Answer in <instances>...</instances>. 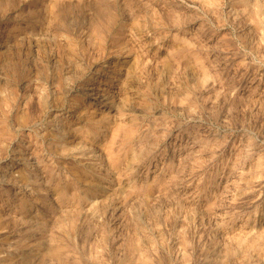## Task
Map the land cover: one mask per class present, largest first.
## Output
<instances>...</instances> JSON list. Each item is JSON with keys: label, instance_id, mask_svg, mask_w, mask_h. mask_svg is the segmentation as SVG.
Returning a JSON list of instances; mask_svg holds the SVG:
<instances>
[{"label": "rangeland", "instance_id": "1", "mask_svg": "<svg viewBox=\"0 0 264 264\" xmlns=\"http://www.w3.org/2000/svg\"><path fill=\"white\" fill-rule=\"evenodd\" d=\"M0 2H2L0 3V30L5 35L12 31H37L41 36H46L48 33L46 37L52 38L47 42V47L53 49L56 55L55 59L61 54L62 49L61 40L56 41L53 36L60 38L66 34L69 35L71 42H75L79 49L84 51L86 65L96 59V66L103 69L116 60L117 55L115 54H118L120 59L137 58L134 62L136 64L134 73L129 77L125 86L127 89L119 90L120 85H117L119 79L115 77L107 79L109 81H105L102 89L105 94L106 92H109V95L115 94L114 100L109 103L110 110L107 116L113 129L103 133L98 146L100 148L96 147L95 143L98 153L93 155L92 159L100 156L98 159L100 164L107 163L108 168L115 171L111 176L112 184L115 182L113 190L98 199L93 195L89 197L90 199L86 198L76 202V208L73 203H71L73 206H67L66 201L55 200V208H58L57 214L55 213V216L47 223L51 227L46 229L43 227V232L36 231V233H34L35 230L30 229L28 233H30L31 242L35 238H40L42 233L45 239H48V236L58 235L66 241L64 251L61 259L47 254L42 261H36V264H121L135 253L131 247L132 243L138 244L141 252L147 254L154 264H218V262L219 264H264V255H262L264 254V0H1ZM125 3L132 6L131 11L134 15L132 22L137 27H132V34L126 35L120 45L109 47L104 52L94 44L88 45L81 42V31H91L92 26L89 22L94 24L93 31L97 30L99 37L104 35L107 37L109 33L105 27L108 25L110 16L116 14L115 16H119L122 20L125 16L128 17ZM155 9L157 10L155 11ZM156 13L157 18L155 17ZM9 37L11 40V36ZM183 37L189 42H187V55L173 52L174 49L183 45ZM10 42L12 46L13 41ZM111 49L115 53L111 52ZM75 54L77 57L78 53L75 52ZM109 54L110 58L105 60L104 57ZM196 57L202 60L203 65L199 64ZM51 67L45 66L41 69L40 75L43 80L51 69L61 68L58 62H52ZM84 68L83 70H86V66ZM78 72V75L82 73V71ZM2 76L13 85L26 79L23 74L20 77L14 69H6ZM4 88L7 87L4 86ZM23 89L29 92V87L25 86ZM44 90L42 85L41 91ZM156 90L158 91L156 92ZM23 99L26 100V96ZM103 105L104 102L97 107L101 106L102 108ZM34 112L35 109H33ZM64 113L65 109H62L55 113L54 117L60 118ZM169 122L170 124H168ZM52 125L57 136L61 138L63 132L58 129L57 124ZM46 127H49V123L41 122L37 131L40 130L38 132L43 133L46 131ZM25 131L27 138L32 137L30 146L36 143L38 148H42L45 143L47 147L55 143L56 137L52 136L51 138L50 136L47 137L45 143L42 141V145L39 133L30 128ZM91 134H96L98 140L97 132ZM99 135L101 134L99 133ZM159 137L161 138L159 139ZM22 139L11 141L5 152H14L20 148V145H23L26 151L28 143L24 144V139ZM79 151L87 152L88 148L81 146ZM43 152L45 153L46 150ZM88 154L90 158V153ZM51 157L49 159L53 162L55 156ZM65 159V161L71 160L68 155ZM112 159L113 162L114 159L117 160L118 165L112 163ZM54 165H56L55 162ZM57 172L56 167L54 173ZM257 174L261 176L258 177ZM3 175L5 176L2 179L6 182L8 176L6 173H3L2 177ZM212 180L213 182H211ZM109 183L107 182L106 185ZM28 190L29 186L23 190L19 188L17 194L19 192V194L26 193ZM241 190L243 194L240 192ZM5 191H9V189H5ZM257 195H259L258 198ZM135 203H138L137 207ZM13 207L5 218L18 221L20 227L28 225L27 221H23L15 204ZM40 207H34L36 215L40 212ZM106 207L108 208L106 209ZM115 209H119V211ZM80 211H88L87 217L85 218V214H82L83 218H81ZM191 215L193 216L191 217ZM63 217L72 219V225L66 224L61 229L58 223L53 224L54 221ZM230 217L233 218L230 219ZM251 225L253 226L251 227ZM109 227L111 230H108ZM15 231H17V227H15ZM239 232L241 233L239 234ZM253 237L257 238L253 239ZM10 243L6 242L5 246L12 247L13 244ZM231 247L233 249H230ZM244 247L245 250H243ZM218 248H220L219 251ZM210 249L212 252L209 251ZM220 254L224 255L220 256ZM245 256L246 258H244ZM241 257L246 259L242 258L246 262L241 261ZM214 258L215 260H213Z\"/></svg>", "mask_w": 264, "mask_h": 264}, {"label": "bare ground", "instance_id": "2", "mask_svg": "<svg viewBox=\"0 0 264 264\" xmlns=\"http://www.w3.org/2000/svg\"><path fill=\"white\" fill-rule=\"evenodd\" d=\"M1 1V0H0ZM9 1V0H8ZM183 1V0H182ZM133 2V1H132ZM135 2V1H134ZM2 3V2H0ZM180 3V2H179ZM4 4V3H3ZM6 4V3H5ZM74 4V3H73ZM182 4V3H181ZM126 5V3L124 4ZM134 5V4H133ZM157 5V4H156ZM67 6V5H66ZM145 7V6H144ZM49 8V7H48ZM61 8V7H60ZM80 8V7H79ZM155 8V7H154ZM8 9V8H7ZM63 9V8H62ZM69 9V8H67ZM66 9V10H67ZM125 9L128 10V17L125 16L122 20L119 16H110L108 19V25L105 29L109 35L107 37H99V32L93 31L94 24L89 22L92 26L91 31H81V42L83 44H94L103 49L104 52L109 47L120 45L124 41V37L129 33L132 34V27L135 28L132 20L134 18L131 5H126ZM136 9V8H135ZM160 9V8H159ZM157 9H155L156 11ZM241 10V9H240ZM257 10V9H256ZM26 11V10H25ZM56 11V10H55ZM69 11V10H68ZM83 11V10H82ZM81 11V12H82ZM87 11V10H86ZM109 11V10H108ZM160 11V10H159ZM28 12V11H27ZM26 12V13H27ZM43 12V10H42ZM67 12V11H66ZM84 12V11H83ZM88 12V11H87ZM125 12V11H124ZM147 12V11H146ZM148 13V12H147ZM146 13V14H147ZM55 14V13H54ZM68 14V13H67ZM81 14V13H80ZM88 14V13H87ZM86 14V15H87ZM109 14V13H108ZM121 14V13H120ZM154 14V12H153ZM193 14V12H192ZM207 14V13H206ZM46 15V14H45ZM56 15V14H55ZM149 15V14H147ZM70 16V15H68ZM82 17V16H81ZM127 17V18H126ZM149 17V16H148ZM157 18V13L155 14ZM160 17V16H159ZM162 17V16H161ZM74 18V17H73ZM89 18V17H88ZM146 18V17H145ZM152 18V17H151ZM195 18H197L195 16ZM199 18V17H198ZM201 18V17H200ZM35 19V18H34ZM42 19V18H41ZM69 19V18H68ZM72 19V18H70ZM84 19V18H83ZM82 19V20H83ZM138 19V18H137ZM142 19V18H141ZM147 19V18H146ZM149 20V19H148ZM35 21V20H34ZM41 21V20H40ZM49 21V20H48ZM81 21V20H80ZM79 21V22H80ZM155 21V19H154ZM162 21V20H161ZM77 22V21H75ZM145 22V21H144ZM85 23V22H84ZM88 23V22H87ZM159 23V22H157ZM47 24V23H46ZM181 24V23H179ZM184 24V23H183ZM191 24V23H190ZM146 25V24H144ZM148 25V24H147ZM157 25V24H156ZM187 25V24H186ZM189 25V24H188ZM194 25V24H193ZM67 26V25H66ZM77 26V25H76ZM159 26V25H158ZM56 27V26H55ZM54 27V28H55ZM78 27V26H77ZM167 27V26H165ZM170 27V26H169ZM186 27V26H184ZM104 28V27H103ZM179 28V27H178ZM255 28V27H254ZM263 28V27H262ZM166 29V28H165ZM181 29V28H180ZM48 30V29H46ZM52 30V29H51ZM85 30V29H84ZM68 31V30H66ZM70 31V30H69ZM262 31V30H261ZM71 32V31H70ZM79 32V31H78ZM164 32V31H163ZM190 32V31H188ZM52 33V32H51ZM61 34V32H59ZM66 33V32H65ZM72 33V32H71ZM248 33V32H247ZM246 33V34H247ZM74 34V33H73ZM102 34V33H101ZM221 34V33H220ZM48 35V33H47ZM46 35V36H47ZM78 35V34H77ZM13 44L11 46V40ZM41 36L37 31H12L5 35L0 30V264H36V261H42L43 258L49 254L57 259H61L64 251L66 241L62 240L60 236H53L45 239L42 233L39 237L32 241L28 233L29 230H35L41 232L43 227L50 228L48 225L52 217L55 216L56 209L54 201L61 200L66 201L67 206L75 205L76 202L82 201L93 195L98 199L104 197L113 190V183L111 176L115 171H112L107 166V163L100 164L97 158H93V155H97L98 147L101 143V138L105 131L113 129L108 120L109 115V103L114 100V95H109V92H102L103 84L105 81H109L112 77L118 78L117 85L119 90L127 89L126 83L129 77L134 73V62L137 58L120 59L118 54L116 60H113L107 67H97V60L94 59L92 63L85 64V53L82 52L75 42H71L69 35L64 37L53 38L57 41L61 40V54L55 59V53L52 48H48V41L52 38ZM52 36V35H51ZM79 36V35H78ZM137 36V34H136ZM166 36V35H165ZM134 37V36H133ZM135 38V37H134ZM162 38V37H161ZM77 39V38H74ZM157 39V38H156ZM167 39V38H166ZM183 39V45L173 50V52L180 53L182 55L188 54L187 39ZM250 39V38H249ZM140 40V39H139ZM147 40V39H146ZM74 41V40H73ZM158 41V40H157ZM180 41V40H179ZM247 41V39H246ZM53 42V41H52ZM80 42V41H79ZM130 42V41H129ZM166 42V41H165ZM142 43V42H141ZM159 43V42H158ZM189 43V42H188ZM52 44V43H51ZM145 44V42H144ZM132 45V44H131ZM139 45V44H136ZM155 45V44H154ZM54 46V45H53ZM124 46V45H123ZM135 46V45H134ZM245 46V45H244ZM118 47V46H117ZM130 47V46H129ZM128 47V49H129ZM156 47V46H155ZM91 48V47H90ZM120 48V47H119ZM131 48V47H130ZM134 48V47H133ZM132 48V49H133ZM140 48V47H139ZM249 48V47H248ZM82 49V48H81ZM125 49V47H124ZM127 49V50H128ZM126 50V49H125ZM140 50V49H139ZM145 50V49H144ZM114 50L111 49V52ZM120 51V50H118ZM77 52V57L75 56ZM90 52V51H89ZM98 52V51H97ZM126 52V51H125ZM94 53V52H93ZM115 53V52H113ZM119 53V52H118ZM142 53V52H141ZM140 53V54H141ZM252 53V52H251ZM256 53V52H255ZM88 54V53H87ZM92 54V53H91ZM90 54V55H91ZM122 54V53H121ZM94 55V54H93ZM135 55V54H134ZM139 55V53H138ZM89 56V55H88ZM87 56V57H88ZM104 56V55H103ZM102 56V57H103ZM110 54L104 57L105 60L110 58ZM123 56V55H122ZM143 56V55H142ZM150 56V55H149ZM86 57V58H87ZM88 59V58H87ZM199 64H202V60L196 57ZM92 60V59H91ZM167 61V60H166ZM170 61V60H169ZM59 63V69H51L48 75L42 79L40 73L41 69L51 67V63ZM89 62V61H88ZM99 62V61H98ZM152 62V61H151ZM223 62V61H222ZM106 63V62H105ZM176 63V62H175ZM104 64V63H103ZM138 64V63H137ZM141 64V63H140ZM166 64V63H165ZM156 65V64H155ZM159 65V64H158ZM161 65V64H160ZM168 65V64H167ZM203 65V64H202ZM219 65V64H218ZM86 66V70L83 68ZM170 66V64H169ZM173 66V65H172ZM187 66V65H186ZM149 67V66H148ZM162 67V65L160 66ZM165 67V66H164ZM163 67V68H164ZM52 68V67H51ZM141 69V66L139 67ZM146 68V67H145ZM171 68V67H170ZM178 68V67H177ZM187 68V67H186ZM6 69H14L21 77L24 75V80L21 83L8 81L7 78L2 76ZM50 69V68H49ZM85 69V68H84ZM148 69V68H146ZM185 69V68H184ZM190 69V68H189ZM192 69V68H191ZM161 70V69H160ZM174 70V69H173ZM195 70V69H194ZM211 70V69H210ZM82 71L79 75L77 72ZM162 71V70H161ZM190 71V70H189ZM193 71V70H192ZM8 72V71H7ZM14 72V71H13ZM44 72V70H43ZM78 72V73H79ZM9 73V72H8ZM170 73V72H169ZM194 73V72H192ZM206 73V72H205ZM11 74V72H10ZM166 74V73H165ZM12 75V74H11ZM145 75V74H144ZM208 75V74H207ZM206 75V76H207ZM122 76V77H121ZM195 76V75H194ZM139 77V76H138ZM145 77V76H144ZM167 77V76H166ZM169 77V76H168ZM177 77V76H176ZM10 78V77H9ZM160 78V77H159ZM182 78V77H181ZM14 79V78H12ZM17 79V78H16ZM138 79V78H136ZM144 79V78H143ZM148 79V78H147ZM167 79V78H166ZM185 79V78H184ZM195 79V78H194ZM197 79V77H196ZM203 79V78H202ZM205 79V78H204ZM11 80V79H10ZM140 80V79H139ZM186 80V79H185ZM210 80V79H209ZM17 81V80H16ZM36 81V82H35ZM133 81V80H132ZM131 81V82H132ZM143 81V80H142ZM162 81V80H160ZM182 81V80H181ZM192 81V80H191ZM10 82V83H9ZM20 82V81H19ZM134 82V81H133ZM208 82V81H207ZM142 83V82H141ZM140 83V84H141ZM154 83V82H153ZM18 84V85H17ZM137 84V82H136ZM143 84V83H142ZM141 84V85H142ZM155 84V83H154ZM199 84V82H198ZM17 85V86H16ZM45 88L41 91V87ZM146 85V84H145ZM165 85V83H164ZM193 85V84H192ZM191 85V86H192ZM201 85V84H200ZM7 87V88H4ZM20 86V87H19ZM29 87V92L24 87ZM106 86V85H105ZM140 86V85H139ZM148 86V85H147ZM195 86V85H194ZM134 87V86H133ZM141 87V86H140ZM158 87V86H157ZM174 87V86H173ZM143 88V87H142ZM148 88V87H147ZM170 88V87H169ZM198 88V87H197ZM131 89V88H130ZM139 89V88H137ZM158 89V88H157ZM173 89V88H172ZM193 89V88H192ZM191 89V90H192ZM112 90V88H111ZM147 90V89H146ZM162 90V89H161ZM240 90V89H239ZM138 91V90H137ZM148 91V90H147ZM146 91V92H147ZM153 91V90H152ZM158 90H156L157 92ZM168 91V90H166ZM130 92V91H129ZM155 92V91H153ZM152 92V94H153ZM162 92V91H161ZM173 92V91H172ZM117 93V92H116ZM143 93V92H142ZM165 93V92H163ZM174 93V92H173ZM185 93V92H184ZM196 93V92H195ZM131 94V93H130ZM167 94V93H166ZM183 96V91H182ZM187 94V93H186ZM189 94V93H188ZM129 95V94H128ZM157 95V94H156ZM196 95V94H195ZM24 100L23 98H25ZM137 96V95H135ZM181 96V97H182ZM149 97V96H148ZM197 97V96H195ZM168 99V98H167ZM166 100V99H165ZM164 100V101H165ZM123 101V100H122ZM197 101V100H196ZM104 105L98 106L100 103ZM120 102V101H119ZM133 102V101H132ZM161 102V101H160ZM179 102V101H178ZM126 103V102H125ZM162 103V102H161ZM173 103V102H172ZM117 104V103H116ZM120 104V103H118ZM122 104V103H121ZM163 104V103H162ZM112 105V104H111ZM135 105V104H134ZM139 105V104H138ZM153 105V104H152ZM185 105V104H184ZM156 106V105H155ZM175 106V105H173ZM202 106V105H201ZM172 107V106H170ZM177 107V106H176ZM186 107V106H185ZM118 108V107H117ZM122 108V107H121ZM120 108V109H121ZM132 108V106H131ZM156 108V107H155ZM167 108V107H166ZM33 109L35 112L33 113ZM65 109V113L60 118L54 117L55 113ZM135 110V109H133ZM154 110V109H153ZM171 110V109H170ZM174 110V109H173ZM176 110V109H175ZM174 110V111H175ZM126 111V110H125ZM138 111V110H137ZM143 111V110H142ZM141 111V113H142ZM158 111V110H157ZM188 111V110H187ZM156 112V111H155ZM172 112V111H171ZM181 112V110H180ZM183 112V111H182ZM128 113V112H127ZM130 113V112H129ZM158 113V112H157ZM204 113V112H203ZM145 114V113H144ZM147 114V113H146ZM149 114V113H148ZM177 114V113H176ZM190 114V113H189ZM199 114V112H198ZM60 115V114H59ZM113 115V114H112ZM135 115V114H134ZM193 115V114H192ZM116 116V115H115ZM122 116V115H121ZM133 116V115H131ZM161 116V115H159ZM186 117V115H184ZM201 116V114H200ZM204 116V115H203ZM206 116V115H205ZM136 117V116H135ZM182 117V116H181ZM122 118V117H121ZM114 119V118H113ZM126 120V119H125ZM130 120V119H129ZM185 120V119H184ZM188 120V119H187ZM140 121V120H139ZM197 121V120H196ZM41 122L49 123V127H46V131L39 133L37 127ZM124 122V121H123ZM178 122V121H177ZM176 122V123H177ZM188 122V121H187ZM165 123V122H163ZM175 123V122H174ZM186 123V122H184ZM57 124L58 129L63 132V136H57V133L53 130V125ZM124 124V123H123ZM129 124V123H128ZM158 124V123H157ZM170 124V122L168 123ZM131 125V124H130ZM205 125V124H204ZM215 125V124H214ZM110 128H109V127ZM115 126V124H114ZM172 126V125H171ZM210 126V125H209ZM219 126V125H218ZM100 127V128H99ZM177 127V126H176ZM181 127H183L181 125ZM33 129L41 138V142H46L47 137L55 136V143L47 147L38 148L36 143L30 146L32 137L27 138L25 134L26 129ZM154 128V127H153ZM163 128V127H162ZM40 129V128H39ZM169 129V128H167ZM175 129V128H174ZM204 129V128H202ZM44 130V129H43ZM214 130V129H213ZM137 131V130H136ZM171 131V130H170ZM176 131V130H175ZM188 131V130H187ZM200 131V130H199ZM206 131V130H205ZM98 134V140L96 134ZM113 132V131H111ZM159 133V131H156ZM161 132V131H160ZM213 132V131H212ZM29 133V132H28ZM99 133L101 135H99ZM153 133V132H152ZM199 133V132H198ZM201 133V132H200ZM150 134V133H149ZM176 134V133H175ZM202 134V133H201ZM188 135V133H187ZM34 136V135H33ZM111 136V135H110ZM127 136V135H126ZM135 136V135H134ZM149 136V135H146ZM176 136V135H175ZM184 136V135H183ZM123 137V136H122ZM143 137V136H142ZM23 138L24 144L27 142L28 146L25 151L23 145L14 152H5L8 150L11 141L14 139ZM105 138V137H104ZM161 137H159L160 139ZM166 138V137H165ZM174 138V137H173ZM108 139V138H106ZM153 139V138H152ZM180 139V138H179ZM191 139V138H190ZM38 141V139L36 138ZM52 140V139H50ZM117 140V139H116ZM151 140V139H149ZM216 140V139H215ZM109 141V140H108ZM154 141V140H153ZM159 141V140H157ZM163 141V140H162ZM161 141V142H162ZM165 141V139H164ZM167 141V140H166ZM177 141V140H176ZM192 141V140H191ZM218 141V140H217ZM239 141V140H238ZM14 142V141H13ZM12 142V143H13ZM20 142V141H19ZM116 142V141H115ZM128 142V141H127ZM126 142V143H127ZM144 142V141H143ZM160 142V141H159ZM136 143V142H135ZM140 143V142H139ZM148 143V142H147ZM150 143V142H149ZM153 143V142H152ZM190 143V141H189ZM105 144V143H104ZM108 144V142H107ZM116 144V143H115ZM244 144V143H243ZM16 145V144H15ZM43 145V142H42ZM87 145V146H86ZM202 145V144H201ZM81 146L87 147L88 151H79ZM109 146V145H108ZM149 146V145H148ZM168 146V145H167ZM15 147V146H14ZM17 147V146H16ZM19 147V146H18ZM24 149H23V148ZM40 147V146H39ZM120 147V146H119ZM152 147V145H151ZM154 147V146H153ZM159 147V146H158ZM100 148V147H98ZM103 148V147H102ZM105 148V147H104ZM156 148V147H155ZM76 149V150H75ZM149 149V147H148ZM151 149V148H150ZM154 149V148H153ZM43 150L46 152L44 153ZM82 150V149H81ZM100 150V149H99ZM103 150V149H102ZM140 150V149H139ZM144 150V149H143ZM167 150V149H166ZM178 150V149H177ZM183 150V149H182ZM185 151V150H184ZM193 151V150H192ZM208 151V150H207ZM249 151V150H248ZM133 152V151H132ZM137 152V150H136ZM135 152V153H136ZM146 152V151H145ZM149 152V151H148ZM182 152V151H181ZM90 153V158L89 154ZM142 153H144L142 151ZM140 153V156L141 154ZM167 153V152H166ZM184 153V152H183ZM200 153V152H199ZM202 153V152H201ZM208 153V152H207ZM101 154V153H100ZM132 154V153H131ZM243 154H245L243 152ZM68 155L71 160L65 161V157ZM85 155H87L85 157ZM136 155V154H135ZM146 155V154H145ZM207 155V154H206ZM209 155V154H208ZM247 155V154H246ZM259 155V154H258ZM262 155V154H261ZM55 156L54 161L51 162L50 157ZM51 157V158H52ZM104 157V156H103ZM130 157V156H129ZM142 157V156H141ZM221 157V156H220ZM262 157V156H261ZM260 157V159H261ZM107 158V157H106ZM143 158V157H142ZM199 158V157H198ZM140 159V158H139ZM156 159V158H155ZM258 159V160H260ZM129 160V158H128ZM157 160V159H156ZM212 160V159H211ZM210 160V161H211ZM231 161V159H228ZM256 160V159H255ZM135 161V160H133ZM162 161V160H161ZM244 161V160H243ZM261 161V160H260ZM54 162L56 165H54ZM141 162V161H140ZM144 162V161H143ZM220 162V161H219ZM257 162V161H255ZM262 162V161H261ZM112 163L118 165V161L112 159ZM178 163V162H177ZM192 163V162H191ZM245 163V162H243ZM129 164V163H128ZM130 165V164H129ZM128 165V166H129ZM163 165V164H161ZM177 165V164H176ZM196 165V164H195ZM194 165V166H195ZM263 165V163H262ZM259 165V166H262ZM127 166V165H126ZM157 166V165H156ZM245 166V165H244ZM258 166V167H259ZM58 169L57 173H54V169ZM158 167V166H157ZM202 167V166H201ZM263 167V166H262ZM162 168V167H161ZM183 168V167H182ZM192 168V167H191ZM252 168H254L252 166ZM251 168V169H252ZM260 168V167H259ZM264 168V167H263ZM181 169V168H180ZM189 169V168H188ZM256 169V168H255ZM247 170V168H246ZM254 170V169H253ZM263 170V169H262ZM195 171V170H194ZM252 171V170H251ZM260 171V170H259ZM101 175L99 176V174ZM187 172V170H186ZM196 172V171H195ZM250 172V170H249ZM6 173L8 178L6 182L3 181ZM108 173V174H107ZM176 173V172H175ZM55 174V175H54ZM122 174V173H121ZM141 174V173H140ZM139 174V175H140ZM234 174V173H233ZM248 174V173H247ZM242 175V174H241ZM260 175V174H259ZM263 175V174H262ZM144 176V175H143ZM182 176V175H181ZM248 176V175H247ZM258 176V174H257ZM261 176V175H260ZM258 176V177H260ZM180 177V176H179ZM198 177V176H197ZM245 177V176H244ZM249 177V176H248ZM40 178V179H38ZM125 178V177H124ZM183 178V177H182ZM191 178V177H190ZM235 178V177H234ZM254 178V177H253ZM106 179V180H104ZM195 179V178H194ZM217 179V178H216ZM230 179V178H229ZM228 179V180H229ZM250 179V178H249ZM259 179V178H258ZM181 180V179H180ZM192 180V179H191ZM200 180V179H199ZM198 180V181H199ZM147 181V180H146ZM179 181V180H178ZM190 181V180H189ZM194 181V180H193ZM197 181V182H198ZM253 181V180H252ZM257 180L255 179V182ZM107 182H110L106 185ZM136 182V181H135ZM174 182V181H173ZM213 182V180L211 181ZM249 182V181H248ZM254 182V181H253ZM176 183V182H175ZM180 183V182H178ZM183 183V182H182ZM188 183V182H187ZM199 183V182H198ZM221 183V182H220ZM186 184V182H185ZM233 184V183H232ZM261 184V183H260ZM256 185V184H254ZM29 186V190L26 193L17 194L18 189H26ZM108 186V187H106ZM190 186V185H189ZM235 186V185H234ZM233 186V187H234ZM243 186V185H242ZM253 186V185H252ZM172 187V185H171ZM170 187V188H171ZM254 187V186H253ZM257 187V186H255ZM173 188V187H172ZM179 188V187H178ZM236 188V187H235ZM251 188V187H249ZM9 189V191H5ZM191 189V188H190ZM189 189V190H190ZM115 190V189H114ZM122 190V189H121ZM173 190V189H172ZM245 190V189H244ZM248 190V189H247ZM118 191V190H117ZM209 191V189H208ZM12 194L10 195V193ZM171 192V191H170ZM169 192V193H170ZM186 192V191H185ZM188 192V189H187ZM198 192V191H197ZM215 192V191H214ZM217 192V191H216ZM242 193V190L240 191ZM257 192V191H256ZM255 192V193H256ZM259 192V191H258ZM156 193V192H155ZM179 193V192H178ZM182 193V192H181ZM232 193V192H231ZM245 193V191H244ZM260 193V192H259ZM203 194V193H202ZM207 194V193H206ZM243 194V193H242ZM254 194V193H253ZM114 195V194H113ZM152 195V194H151ZM157 195V194H155ZM164 195V194H163ZM209 195V194H208ZM217 195V194H216ZM220 195V194H219ZM218 195V196H219ZM225 195V194H224ZM233 195V194H232ZM246 195V194H245ZM244 195V196H245ZM70 196V199H69ZM110 196V195H109ZM115 196V195H114ZM161 196V195H160ZM227 196V195H226ZM239 196V195H238ZM259 195H257L258 198ZM263 196V195H262ZM113 197V196H112ZM120 197V196H119ZM163 197V196H162ZM169 197V196H168ZM236 197V196H235ZM66 198V200H65ZM95 198V199H96ZM114 198V197H113ZM135 198V197H134ZM161 198V197H160ZM170 198V197H169ZM182 198V197H181ZM180 198V200H181ZM233 198V197H232ZM237 198V197H236ZM90 199V198H89ZM123 199V198H122ZM140 199V198H139ZM150 199V198H149ZM212 199V198H211ZM223 199V198H222ZM252 199V198H250ZM255 199V198H254ZM263 199V198H262ZM94 200V199H93ZM115 200V199H114ZM131 200V199H130ZM170 200V199H169ZM176 200V199H174ZM196 200V199H195ZM230 200V199H229ZM233 200V199H232ZM260 200V199H259ZM137 201V200H135ZM186 201V200H185ZM190 201V200H189ZM202 201V200H201ZM205 201V200H204ZM225 201V200H224ZM247 201V199H246ZM171 202V201H170ZM169 202V203H170ZM203 202V201H202ZM228 202V201H226ZM73 203V204H71ZM94 203V202H93ZM110 203V202H109ZM108 203V204H109ZM130 203V202H129ZM174 204V202H172ZM224 203V202H223ZM260 203V202H259ZM15 204L19 209L23 221H27L28 225L20 227L18 221H12L6 219V215L10 213V209ZM107 204V203H106ZM136 207L138 203H135ZM177 204V202H176ZM191 204V203H190ZM193 204V203H192ZM220 204H222L220 202ZM59 205V204H58ZM121 205V204H120ZM134 205V204H133ZM170 205H172L170 203ZM169 205V206H170ZM186 205V204H185ZM184 205V206H185ZM194 205V204H193ZM192 205V206H193ZM229 205V204H226ZM41 206L40 212L36 215L34 207ZM57 206V205H56ZM107 206V205H106ZM232 206V205H231ZM230 206V207H231ZM236 206V205H235ZM79 207V206H78ZM82 207V206H81ZM84 207V206H83ZM130 207V206H129ZM150 207V206H149ZM186 207V206H185ZM198 207V205H197ZM248 207V206H247ZM259 207V206H258ZM262 207V205H261ZM14 208V207H13ZM108 207H106L107 209ZM122 208V207H118ZM132 208V207H130ZM172 208V206H171ZM193 208V207H192ZM204 208V207H203ZM224 208V207H223ZM222 208V209H223ZM256 208V207H255ZM260 208V207H259ZM264 208V206H263ZM87 209V208H86ZM103 209V208H102ZM174 209V208H173ZM185 209V208H184ZM190 209V208H189ZM205 209V208H204ZM118 210L119 209H115ZM137 210V209H136ZM151 210V209H149ZM229 210V208H228ZM247 210V209H246ZM135 211V210H134ZM166 212L168 211L165 210ZM164 211V212H165ZM176 211V210H175ZM216 211V210H215ZM219 211V210H218ZM237 211V210H236ZM254 211V210H253ZM252 211V212H253ZM263 211V210H261ZM81 212V211H80ZM186 212V211H185ZM193 212V211H192ZM202 212V211H201ZM204 212V211H203ZM206 212V211H205ZM211 212V211H210ZM223 212V211H222ZM221 212V213H222ZM227 212V211H225ZM231 212V211H230ZM241 212V211H240ZM247 212V211H246ZM113 213V212H112ZM134 213V212H133ZM176 213V212H173ZM189 213V212H188ZM207 213V212H206ZM256 213V212H255ZM57 214V213H56ZM85 214V218L88 215V211L81 212V218ZM105 214V213H104ZM103 214V215H104ZM169 214V213H168ZM190 214V213H189ZM188 214V215H189ZM192 214V213H191ZM194 214V213H193ZM236 214V213H235ZM233 214V215H235ZM164 215V214H163ZM187 215V216H188ZM201 215V214H200ZM207 215V214H206ZM213 215V214H212ZM238 215V214H237ZM241 215V214H240ZM97 216V215H96ZM110 216V215H109ZM193 215H191L192 217ZM204 216V215H203ZM217 216V215H216ZM224 216V215H223ZM229 216V214H228ZM257 216V215H256ZM103 217V216H102ZM108 217V216H107ZM135 217V216H134ZM167 217V216H166ZM190 217V216H189ZM234 217V216H233ZM232 217V218H233ZM259 217V216H257ZM80 218V217H78ZM92 218V217H91ZM168 218V217H167ZM180 218V217H179ZM195 218V217H194ZM203 218V217H202ZM215 218V217H214ZM221 218V217H220ZM230 217V219H232ZM243 218V217H242ZM246 218V217H245ZM264 218V217H263ZM98 219V218H97ZM111 219V218H109ZM108 219V220H109ZM178 219V218H176ZM189 219V218H188ZM218 219V218H217ZM226 219V218H225ZM82 220V219H81ZM106 220V219H105ZM158 220V219H157ZM195 220V219H194ZM228 220V219H227ZM226 220V221H227ZM242 220V219H241ZM256 220V219H255ZM254 220V221H255ZM72 219L60 218L53 222L54 225L59 224L63 229L66 224L72 225ZM173 221V220H172ZM181 221V220H180ZM218 221V220H217ZM222 221V220H221ZM83 222V221H82ZM81 222V223H82ZM102 222V221H101ZM112 222V220H111ZM110 222V223H111ZM155 222V221H154ZM160 222V219H159ZM186 222V221H185ZM184 222V223H185ZM191 223L190 221H188ZM196 223V221H194ZM104 223V221H103ZM181 223V222H180ZM179 223V224H180ZM188 223V224H189ZM230 223V222H229ZM228 223V224H229ZM24 224V223H23ZM79 224V223H78ZM112 224V223H111ZM118 224V223H117ZM156 224V223H154ZM170 224V223H169ZM241 224H244L241 222ZM240 224V225H241ZM80 225V224H79ZM104 225V224H103ZM128 225V224H127ZM144 225V224H143ZM183 226V224H180ZM58 226V225H57ZM81 226V225H80ZM174 226V225H173ZM181 226V227H182ZM194 226V225H193ZM253 225H251L252 227ZM256 226V225H255ZM17 227V231H15ZM78 227V226H77ZM112 227V226H111ZM159 227V226H157ZM161 227V226H160ZM163 227V225H162ZM169 227V226H168ZM241 227V226H240ZM84 228V227H83ZM107 228V226H106ZM165 228V227H164ZM228 228V227H227ZM226 228V229H227ZM231 228V227H230ZM239 228V227H237ZM236 228V229H237ZM77 229V228H76ZM81 229V228H80ZM117 229V228H116ZM139 229V228H137ZM159 229V228H158ZM163 229V228H162ZM172 229V228H171ZM186 229V228H185ZM243 229V228H242ZM246 229V228H244ZM55 230V229H54ZM106 230V229H105ZM108 230H111L110 227ZM107 230V232H108ZM141 230V229H140ZM151 230V228H150ZM149 230V231H150ZM161 230V229H160ZM238 230V229H237ZM44 231V230H43ZM42 231V232H43ZM116 231V230H115ZM138 231V230H137ZM142 231V230H141ZM187 231V230H186ZM230 231V230H229ZM241 231V229H240ZM258 231V230H256ZM79 232V231H78ZM77 232V233H78ZM104 232V231H103ZM106 232V231H105ZM119 232V231H118ZM159 232V231H158ZM162 232V231H161ZM175 232V231H174ZM228 232V231H227ZM234 232V231H233ZM247 232V231H245ZM262 232V231H261ZM264 232V231H263ZM169 233V232H168ZM217 233V232H215ZM225 233V232H224ZM241 232H239L240 234ZM243 233V232H242ZM259 233V232H258ZM69 234V233H68ZM79 234V233H78ZM121 234V233H120ZM119 234V235H120ZM137 234V233H136ZM158 234V233H157ZM170 234V233H169ZM227 234V233H226ZM238 234V236H239ZM245 234V233H244ZM254 234V233H253ZM50 235V234H49ZM110 235V234H109ZM112 235V234H111ZM117 235V233H116ZM151 235V234H150ZM163 235V234H162ZM171 235V234H170ZM174 235V234H173ZM218 235V234H217ZM230 235V234H229ZM236 235V234H235ZM255 235V234H254ZM29 236V237H27ZM108 236V235H107ZM115 236V235H114ZM126 236V235H125ZM161 236V235H160ZM164 236V235H163ZM168 236V235H166ZM76 237V235H75ZM141 237V235H140ZM145 237V235H144ZM147 237V236H146ZM153 237V236H152ZM157 237V236H156ZM170 237V236H169ZM225 237V236H224ZM241 237V235H240ZM245 237V236H244ZM247 237V236H246ZM88 238V236H87ZM110 238V237H109ZM112 238V237H111ZM116 238V237H115ZM126 238V237H125ZM149 238V236L147 237ZM158 238V237H157ZM167 238V237H166ZM220 238V237H219ZM228 238V237H227ZM232 238V237H231ZM236 238V237H235ZM248 238V237H247ZM257 237H253L255 239ZM79 239V238H77ZM121 239V238H120ZM123 239V238H122ZM144 239V238H143ZM161 239V238H159ZM218 239V238H216ZM214 239V240H216ZM222 239V238H221ZM119 240V239H118ZM151 240V239H150ZM178 240V239H177ZM260 240V239H259ZM80 241V239H79ZM78 241V243H79ZM141 241V240H140ZM144 241H146L144 239ZM161 241V240H160ZM218 241V240H216ZM254 241V240H253ZM262 241V240H261ZM6 242L13 244L12 247H6ZM77 242V241H76ZM117 242V241H116ZM157 242V241H156ZM163 243V241H161ZM222 242V241H221ZM236 242V241H235ZM244 242V241H243ZM247 242V241H246ZM256 242V241H255ZM111 243V242H110ZM187 243V242H186ZM245 243V242H244ZM243 243V244H244ZM254 243V242H253ZM252 243V244H253ZM228 244V243H227ZM236 244V243H235ZM109 245V244H108ZM155 245V244H154ZM160 245V244H159ZM168 245V244H167ZM166 245V246H167ZM214 245V244H213ZM216 245H218L216 243ZM215 245V246H216ZM238 246V244H236ZM248 245V244H247ZM258 245V244H257ZM260 245V244H259ZM79 246V245H78ZM104 246V245H103ZM146 246H149L146 244ZM220 246V245H218ZM227 246V245H226ZM230 246V245H229ZM134 254H131L127 261L121 262V264H154L147 256L141 252V248L138 244L132 243L131 245ZM170 247V246H169ZM174 247V246H173ZM239 247V246H238ZM107 248V247H106ZM110 248V247H108ZM154 248V247H153ZM160 248V247H159ZM243 248V247H242ZM254 248V247H253ZM80 249V248H79ZM164 249V247H163ZM168 249V248H167ZM220 248H218L219 251ZM228 249V248H226ZM230 249H233L232 247ZM241 249V248H240ZM81 250V249H80ZM110 250V249H109ZM115 250V249H114ZM222 250V249H221ZM235 250V249H234ZM245 250V247L244 249ZM248 250V248H247ZM255 250V249H254ZM257 250V249H256ZM260 250V248H259ZM120 251V250H119ZM123 251V250H122ZM151 251V250H149ZM168 251V250H167ZM211 251V249L209 250ZM232 251V250H231ZM240 251V250H239ZM252 251V250H251ZM263 251V248H262ZM100 252V251H99ZM110 252V251H108ZM124 252V251H123ZM152 252V251H151ZM150 252V253H151ZM164 252V251H163ZM170 252V251H169ZM206 252V251H205ZM212 252V251H211ZM218 253L217 251H215ZM230 252V250H229ZM228 252V253H229ZM238 252V251H237ZM245 252V251H244ZM82 253V252H81ZM113 253V251H112ZM147 253V252H145ZM204 253V252H203ZM215 253V254H216ZM243 253V252H241ZM250 253V252H249ZM253 253V252H252ZM108 254V253H107ZM149 254V253H148ZM214 254V253H213ZM212 254V255H213ZM244 254V253H243ZM119 255V254H118ZM126 255V253H125ZM165 255V254H164ZM211 255V257H212ZM224 255V254H223ZM220 254V256H223ZM240 255V254H239ZM238 255V256H239ZM249 255V254H248ZM264 255V254H262ZM90 256V255H89ZM110 256V254H109ZM155 256V255H154ZM153 256V257H154ZM203 256V255H202ZM226 256V255H225ZM244 256V255H243ZM255 256V255H254ZM190 257V256H189ZM217 257V256H216ZM228 257V256H227ZM86 258V257H85ZM90 258V257H89ZM235 258V257H234ZM238 258V257H237ZM241 261L246 259V256ZM250 258V257H249ZM258 258V257H257ZM263 258V257H262ZM88 259V258H87ZM229 259V258H227ZM231 259V258H230ZM248 259V258H247ZM253 259V258H252ZM208 260V259H207ZM215 260V258L213 259ZM226 260V259H225ZM264 260V259H263ZM262 260V261H263ZM84 261V260H83ZM90 261V260H89ZM106 261V260H105ZM218 261V260H217ZM227 261V260H226ZM229 261V260H228ZM232 261V260H231ZM230 261V262H231ZM235 261V260H234ZM86 262V261H85ZM94 262V261H92ZM207 262V261H205ZM225 262V261H224ZM246 262V261H244ZM96 263V262H95ZM108 263V262H107ZM166 263V262H165ZM203 263V262H202ZM222 263V262H221ZM242 263V262H241ZM249 263V262H247ZM159 264V263H158ZM162 264V263H161ZM213 264V263H212ZM219 264V262H218ZM227 264V263H226ZM240 264V263H239ZM250 264V263H249Z\"/></svg>", "mask_w": 264, "mask_h": 264}]
</instances>
